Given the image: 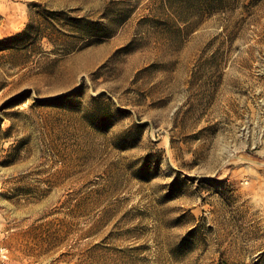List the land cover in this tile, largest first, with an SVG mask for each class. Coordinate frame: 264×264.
Here are the masks:
<instances>
[{
    "label": "rangeland",
    "instance_id": "374dc122",
    "mask_svg": "<svg viewBox=\"0 0 264 264\" xmlns=\"http://www.w3.org/2000/svg\"><path fill=\"white\" fill-rule=\"evenodd\" d=\"M0 0V264H264V0Z\"/></svg>",
    "mask_w": 264,
    "mask_h": 264
},
{
    "label": "trees",
    "instance_id": "16d2710c",
    "mask_svg": "<svg viewBox=\"0 0 264 264\" xmlns=\"http://www.w3.org/2000/svg\"><path fill=\"white\" fill-rule=\"evenodd\" d=\"M217 0H186L184 2H179L178 4H183V5H186V4H190V3H193L195 5H198V6H207L209 7L210 5L214 4Z\"/></svg>",
    "mask_w": 264,
    "mask_h": 264
}]
</instances>
